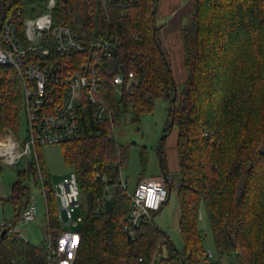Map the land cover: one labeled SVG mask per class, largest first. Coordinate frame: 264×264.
<instances>
[{"label":"trees","instance_id":"16d2710c","mask_svg":"<svg viewBox=\"0 0 264 264\" xmlns=\"http://www.w3.org/2000/svg\"><path fill=\"white\" fill-rule=\"evenodd\" d=\"M53 21L69 25L79 38L94 31L116 39L112 66L132 70L137 79L131 96H115L103 85L113 107L115 123L131 112L140 122L158 98L170 102L169 129L177 128L176 151L183 241L176 248L154 218L128 234L130 193L121 187L125 148L107 123L79 140L61 143L65 163L75 173L84 197L79 240L72 264H264V0H191L193 10L180 28L187 78L174 96L173 73L156 25L159 0H55ZM49 0H0V19L12 8L23 15L46 11ZM23 27H20L22 31ZM252 55V57L250 56ZM22 81L9 65H0V137L19 132ZM145 166V156L141 157ZM42 174L51 177L38 151ZM164 172L168 171L162 161ZM3 163L0 162V174ZM34 157L17 172L12 194L16 218L31 200L30 182L39 186ZM172 188V183H168ZM112 193H110V191ZM170 192V191H169ZM113 208L106 215L105 202ZM49 231L55 244L65 229L57 217V201L48 189ZM209 221L214 259L206 256L200 215ZM142 258V259H141ZM36 245L6 234L0 241V264H45Z\"/></svg>","mask_w":264,"mask_h":264},{"label":"built area","instance_id":"2783aa9c","mask_svg":"<svg viewBox=\"0 0 264 264\" xmlns=\"http://www.w3.org/2000/svg\"><path fill=\"white\" fill-rule=\"evenodd\" d=\"M55 4V0H49L46 11L37 16H25L14 7L0 19V65L12 66L20 76L26 122V138L11 133L0 137V162L15 165L23 158L28 161L34 157L46 206V223L49 224L50 189L57 201V217L65 229L66 225L81 222V217L74 220L72 214V207L80 206L77 178L72 172L68 180L49 184L41 171L38 147L82 139L91 129L89 117L97 129L107 123L114 130L115 113L103 85L110 82L117 98L128 97L133 94L137 79L132 70L124 72L120 66L116 72L112 66L118 53L116 39L94 31L87 38H79L69 25L54 23ZM121 187L128 189L127 179L122 180ZM169 191L162 175L137 182L130 193L127 219L130 235L162 209ZM36 212L31 195L18 220L30 222ZM4 228H8V234L26 240L13 223H0V233ZM63 234L55 244L47 226L46 243L37 246L46 255L45 264H72L79 235L64 237ZM162 255L158 249L150 264H156ZM206 256L214 259L216 253L207 247Z\"/></svg>","mask_w":264,"mask_h":264},{"label":"rangeland","instance_id":"374dc122","mask_svg":"<svg viewBox=\"0 0 264 264\" xmlns=\"http://www.w3.org/2000/svg\"><path fill=\"white\" fill-rule=\"evenodd\" d=\"M169 1L172 3L173 0H159L156 18L157 26L164 25L167 21L166 18H162L161 14L165 9L170 8ZM161 30L162 27L159 33ZM168 38L169 39L164 41V46L162 42L161 45L167 55L177 90L181 91L187 78V70L184 65L183 43L176 32H173ZM250 56L252 57V55ZM169 107V101L158 98L155 100L152 111L141 114L140 122H131L130 112L128 115L124 116L122 121L116 124L114 133L116 139L125 148V163L122 166L121 181L127 179V190L129 193L133 191L139 180L146 177L161 175V162L158 149L163 136H165L161 147L162 161L168 171L172 188L168 200L165 202L162 209L155 215L154 220L159 228L171 238L176 248L181 249L183 241L179 230L180 208L176 191L179 183V163L176 151L177 128L173 126L169 129L171 120ZM6 133H11L20 138H26V122L23 110L18 134L13 131ZM4 134L5 133L2 135ZM38 151L44 159L52 184H57L69 179L72 168L65 163L60 144L40 146L38 147ZM142 156L146 158L145 166L141 163ZM27 163L28 161L26 158L21 159L15 165L3 163V169L0 174V223H13L23 238L38 246L45 244L47 240V223L45 219L46 206L41 188L30 182L31 195L37 206L36 217L30 222L19 221L18 218H16L15 206L8 200L9 196L12 194L17 172L25 168ZM109 191L112 193L111 190ZM80 204L85 208L86 204L82 195L80 196ZM72 214L74 220L81 217V207H72ZM200 220V228L205 239V244L207 247L215 250L213 247L211 227L204 209L201 211ZM80 225L81 222H77L73 225H66L63 236H78ZM161 249L162 253L166 254V246L163 245ZM223 263L237 264L233 256L225 258Z\"/></svg>","mask_w":264,"mask_h":264},{"label":"crops","instance_id":"0c3cea01","mask_svg":"<svg viewBox=\"0 0 264 264\" xmlns=\"http://www.w3.org/2000/svg\"><path fill=\"white\" fill-rule=\"evenodd\" d=\"M170 2L171 1H169L170 8L165 9V11H163L161 14L162 18H166L167 20L164 25H161L162 30L159 33V37L163 46L164 41L166 39H169L168 37L171 36L173 32H176L180 36V39L182 41L180 35L181 25L185 20L186 16L193 10V3L191 0H173L172 3Z\"/></svg>","mask_w":264,"mask_h":264},{"label":"water","instance_id":"95a60500","mask_svg":"<svg viewBox=\"0 0 264 264\" xmlns=\"http://www.w3.org/2000/svg\"><path fill=\"white\" fill-rule=\"evenodd\" d=\"M176 93H177V87H176V84H175V86H174V96H173V100L176 97ZM172 122H173V119L171 118L170 124H172ZM163 138H165V136H163ZM158 150H159V159H160V162H161V152H160L161 149H160V146H159V149ZM161 171H162L161 172L162 176L169 183L170 182V179H169L168 175L163 170L162 162H161ZM112 208H113L112 200L110 198L106 199V202H105V212H106V215H110L111 214ZM7 232H8V228H4L1 231V233H0V241L7 234ZM129 236H130V234L128 233L127 234V237H129Z\"/></svg>","mask_w":264,"mask_h":264},{"label":"flooded vegetation","instance_id":"af4514ba","mask_svg":"<svg viewBox=\"0 0 264 264\" xmlns=\"http://www.w3.org/2000/svg\"><path fill=\"white\" fill-rule=\"evenodd\" d=\"M163 139H164V138H163ZM163 139H162L161 144H160V149H161V147H162ZM161 150H162V149H161ZM161 150H160V152H161Z\"/></svg>","mask_w":264,"mask_h":264}]
</instances>
